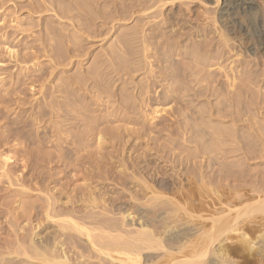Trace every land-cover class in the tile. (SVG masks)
<instances>
[{
  "label": "bare ground",
  "instance_id": "1",
  "mask_svg": "<svg viewBox=\"0 0 264 264\" xmlns=\"http://www.w3.org/2000/svg\"><path fill=\"white\" fill-rule=\"evenodd\" d=\"M188 1L31 0L60 26L46 22L38 39L49 63L10 77L12 99L24 105L31 84L41 99L32 117L57 139H24L32 121L18 117L0 131V145L20 146L24 196L41 202L12 213L25 225L0 239V264H264V170L252 168L264 162V130L249 116L264 115L251 86L264 70L246 60L264 57V25L254 0H225L213 17L179 10ZM49 142L53 174L38 168ZM2 156L3 167L14 159Z\"/></svg>",
  "mask_w": 264,
  "mask_h": 264
},
{
  "label": "rangeland",
  "instance_id": "2",
  "mask_svg": "<svg viewBox=\"0 0 264 264\" xmlns=\"http://www.w3.org/2000/svg\"><path fill=\"white\" fill-rule=\"evenodd\" d=\"M30 2H31V0H0V62L2 63V66H1L2 69L0 70V74H1L0 78L4 79L3 81H1V84H0V90H1L0 93H2L4 95V94H6L5 92H8V95H6L7 98H9L11 96L10 103H6L5 106H4V103L2 104V102L0 101V108H1V110H0V122H1L0 123V131L2 132L4 130V127L6 129L7 128H11V127L14 128L13 126H11V125H14V122L13 123H11V122L13 120L15 121L16 117H18L17 118L18 120L29 119V120L32 121V125L24 128L23 131L20 132V135L24 136L25 137L24 139H26V136L28 138H32L34 135L36 136V132H37V135L39 137L41 135H42V137L46 136L47 138L45 137V139L48 142V141H51V140L54 141V140L57 139V136L54 135V134L49 133V130L47 129V126H49V121L48 122H45V121L41 122L39 120L36 121L32 117V115L35 113V110H34L35 105L40 103V101H41V99H39L38 101L35 100V98H39L40 97V94L37 93L38 91L31 90V84L27 83V85H25L27 90L25 89V91H23L24 93L22 92L23 94L20 93L21 91L20 92L18 91V93L21 94L19 96L25 98V100H26L24 105L20 104V103L16 104L14 102V99H12V97L13 98H17L16 97L17 95L13 96V91H11L13 89V86H14L13 83L14 82L13 81H12L13 83L11 82V78L10 77L16 79L18 76L24 77V74L25 75L26 74L30 75L31 73H35L34 70H30V71L25 70L26 67H32V65H34V63H37V62L38 63H40V62L43 63L44 66H42V68L46 67L47 64L49 63L48 61L50 60V58H47L45 56V52L43 50H41L42 48L40 49V47H42L41 44H39L41 42V40L38 39V36L41 35V34L43 35V33H44V38L46 39V32H45L46 31V27H47L46 22H49L51 20L50 22H53V24H52L53 26L56 25L55 26L56 28H59V26H60L59 23H58L59 18L57 16H55V14L52 11L49 12L47 10V12H46V10H45V11H42V12H40V11L38 12L36 8H35V11H34L33 5H31ZM225 4H226L225 0H220L219 4H216L215 0H202V1L201 0H193L191 2H189V1L188 2H181L180 6H178V7H180L179 10H181V9L183 11L187 10V13H191V14L195 13L197 15V14H202L203 12H207L208 14H210L209 15L210 17H213L214 15H216L217 13L222 11V9H223ZM1 5L2 6L4 5V6L2 7ZM253 6H254L253 14H252L253 18L258 20V21H260V23H262L264 25V0H254ZM29 7L30 8L32 7V8L30 9ZM41 9L42 8H40V10ZM170 9H172V11H173V9H175V6L172 7V8L170 7ZM224 18H226V16ZM187 25L188 26H192L194 31L197 30V25H196L195 21L188 22ZM203 28H207V29L211 30L213 27L211 25H207V26L203 25ZM199 38L201 39V37H199ZM109 42H111V41H109ZM246 42H248L247 43V47H250L251 45H254L253 44L254 41L250 40V41H246ZM237 44H239L238 41H236L235 45H237ZM106 46H108V45H106ZM234 48H235L234 52H236L238 50L244 52V50H245L244 47H234ZM9 50H11V51H9ZM31 50H32V52H31ZM37 50H38V52H36ZM100 50H102L101 47H98V46L94 47V51L92 53L91 58L89 60H87V61H84V64H85L86 67H87V65L91 66V64L93 63V60H94L93 57L95 55H97L100 52ZM12 51H15L16 53L14 54ZM25 52H27L28 55ZM34 53H35V55L37 57V59H35V60L32 59ZM14 55H16V56H14ZM26 56H27V58H26ZM30 56H32V57H30ZM258 57H260V59H259V62L257 64L256 63L254 64V57L249 55V54L246 55V60L250 61L249 68H252V66H254L253 70L255 69V70L258 71V73H261V71L264 70V57L263 56L261 57V55H258ZM256 61H257V59H256ZM45 64H46V66H45ZM68 68H70V69L73 68L71 70V73H76L77 70H78L77 69V65H75V66L70 65ZM28 72H29V74H28ZM218 77H219V79L223 80V78L220 75ZM141 78H143V75L139 76L138 81L141 80ZM25 86H24V88H25ZM251 86L253 87L254 95H256L255 96L256 99H258L259 102L264 103V88H261V87H264V82H261L260 84H252ZM106 99L108 100V98H106ZM105 104H108V103H104V106L101 107V108H105L106 107ZM21 107H23V108H21ZM2 109H3V111H2ZM1 113H3L4 115L1 114ZM2 116H3V118H2ZM249 116L252 117L253 122H256V126H260V128L263 131L264 130V115L258 113L256 110L253 109L251 111V115H249ZM4 117L6 118V120H5ZM22 117L25 118V119H23ZM2 119L4 121H2ZM8 121H10V122H8ZM6 123L7 124L9 123V124L6 125ZM24 130H25V133H24ZM29 133H30V135H29ZM31 133L32 134L35 133V134L32 135ZM18 134H19V131H18ZM45 134H47L48 136L45 135ZM10 143L6 144L7 145L6 146L5 143L2 142L1 145L4 148L0 147V210H2L0 212V239H3V238L11 239L10 238L12 236L11 232L13 233L14 230H16V231L21 230L20 226H19L21 224H22V226L25 225L24 222L22 221V219H20V221L17 220L18 223L16 222L15 218L17 216V213H20L21 210H23V208L26 207L23 210L22 214H24V215L26 214L27 215L30 212V210L31 211L32 210H36L37 205H40L39 203H41L39 200H37V198H39L38 197L39 193H35L37 195H34V197L31 198V199L30 198H26L24 196L25 195V191L22 190L23 187H22V181H20V178H21L20 174L23 173L22 171L26 172L25 170H27V169H25V170L23 169L24 168L23 167V162H21L20 160H18V162L16 161V158H17L18 155H17V153H15V150H17V148H19L20 146H15L13 142H10ZM46 145H48V147L45 146L42 149H39V152L41 154L43 153L44 155L42 154L43 156H42L41 160L39 159L41 161V163H40V161H38L40 163L38 168H40L42 170V167H43V170L45 172H49L50 174H53V172L54 173L60 172V170H61L60 167H58L56 169L55 168L52 169L54 167V165H55L54 164L55 162L53 160H51V158H52L51 156H49L50 158H48L46 156L47 154H45L47 152L50 153V151L51 152H54V151L56 152V150L53 147L52 148L50 147L51 146L50 142L46 143ZM32 147H35V146H32ZM69 147L72 148L71 146H69ZM93 148H95V145H94ZM109 148L111 149V147H109ZM109 148H107V150ZM139 148H141V147L139 146ZM40 150H42V151H40ZM3 153L9 154V156H11V157L14 156V159H15L14 160L12 158L13 160L9 161V165H8V166L11 167L12 172H13V173L11 172L12 174L10 176V181H12L11 183L9 182V179L7 177L2 176V173H3L5 168L7 170L11 171L10 167L7 166L9 169L7 167H3L4 166L3 165L4 157L2 156ZM41 154L39 156H41ZM39 156L34 157V158L37 159V158H39ZM229 160H235V159L232 157ZM15 161H16V165L14 166ZM257 161H260V159H257ZM49 162H52V163H49ZM252 168H254V172L264 170V162L256 163V164H254L252 166ZM57 169H59V170H57ZM14 173H15V175H14ZM50 181L51 180H49L48 184H50ZM62 182H65V179L62 180ZM82 183H84V180L83 179H79L78 181L75 182L74 185L75 186L78 185V184L82 185ZM106 183H107L106 187L108 189L114 190L115 188L118 187L113 182L111 183V182L108 181ZM51 185L53 186V184H51ZM74 185H73V187H74ZM26 186H29V185L26 184ZM21 197H23L22 198L23 202L21 200L20 204L21 203L22 204L20 205V207L21 206H23V207L18 208L19 210L21 209L19 211L17 209V206H18L17 199L20 200ZM2 198H3V200H2ZM30 200H32V201L35 200L33 202L34 203L36 202V205L33 204L32 205L33 207H31V205L29 203ZM26 201H28V203H27V205L26 204L24 205V202H26ZM5 203L7 204V207H5L6 206ZM3 204H4V206H3ZM29 206H30V210H29ZM34 206H36L35 209H34ZM27 207H28L29 212L27 210ZM3 209H5L6 212L3 211ZM26 210H27V212H26ZM10 212H11V215L9 214ZM12 213L14 215H16V216H14ZM8 215L10 217H12L13 219L10 218ZM5 216H7L8 219L4 218ZM14 219H15V221H14ZM7 220L10 221V222H13V223H11V225H9L10 223L8 224ZM9 235H11V236L9 237ZM246 255L247 256L249 255L248 252H245V256ZM236 258L239 259L240 257H236Z\"/></svg>",
  "mask_w": 264,
  "mask_h": 264
}]
</instances>
